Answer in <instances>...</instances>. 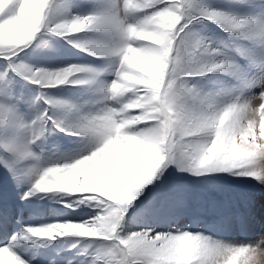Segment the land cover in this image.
I'll list each match as a JSON object with an SVG mask.
<instances>
[{"label": "snow or ice", "instance_id": "6c2138e0", "mask_svg": "<svg viewBox=\"0 0 264 264\" xmlns=\"http://www.w3.org/2000/svg\"><path fill=\"white\" fill-rule=\"evenodd\" d=\"M14 2L12 14L0 19V56H17L44 28L61 37L105 32L107 41L77 46L92 55L117 58L115 77L106 88L116 104L71 125L69 134L90 137L95 146L70 163L50 162L33 151L47 130L42 126L23 142L0 143V166L18 183L38 177L22 199L63 191L74 194L77 205L95 209L84 220L24 225L13 242L0 246V264H28L13 250L18 239L65 235L109 242L97 248L90 264H252L251 255L264 246V234H257L262 239L254 245L256 239L240 240L231 233L248 230L255 202L247 196L240 203L206 193L194 197L188 184L171 180V169L204 178V189L210 187L207 181L221 175L264 185V19L203 6L199 0H114L101 10L50 23L51 0H0V13ZM201 18L255 42L259 51L236 45L235 53L248 60L241 66L211 41L186 31ZM85 70L69 64L28 68L24 75L36 85L52 87L82 82L73 77ZM216 72L231 73L237 83L224 93L188 86V78ZM6 76V71L0 73V80ZM8 92L0 85V96ZM11 108L0 100V110ZM38 120H51L66 130L64 120L47 112L31 125ZM162 209L171 216L164 230H124L138 211L155 214ZM258 210L264 217V203ZM185 216L191 220L188 226ZM205 223L211 230L191 226Z\"/></svg>", "mask_w": 264, "mask_h": 264}, {"label": "rangeland", "instance_id": "374dc122", "mask_svg": "<svg viewBox=\"0 0 264 264\" xmlns=\"http://www.w3.org/2000/svg\"><path fill=\"white\" fill-rule=\"evenodd\" d=\"M112 2L114 0H51L49 22L55 23L65 16L84 15L101 10ZM132 2L136 3L138 0ZM199 3L238 16L264 19V0H199ZM16 7V3H12L0 13V19L11 15ZM186 31L194 37L211 41L214 47L227 53L241 66L246 65L248 60L235 53L236 45L245 46L250 53L259 51L255 42L236 37L202 18L193 21ZM108 39L109 35L101 31L61 37L44 28L17 56L11 58L0 56V73L7 72V76L0 80V85H6L9 90L6 97L0 96V100L12 106L10 111L0 110V143L23 142L31 138L34 131L42 126L47 130L36 140L33 151L44 160L70 163L87 154L95 146L91 138L69 134V130L71 125L83 116L94 113L106 105L115 106L116 101L108 98L106 88L115 77L118 61L115 57L92 55L77 45ZM69 64L80 65L86 69L73 77V80L82 82L75 83L70 80L57 86L41 87L26 79L24 75L28 68L55 69ZM236 83V78L229 72L188 78L189 87L212 93L227 92ZM44 112L56 120H64L66 130L61 131L51 120L46 123L38 120L36 125L32 126L31 122ZM0 152H3L2 147ZM5 155L11 157L12 154ZM36 178H38L36 175H31L18 183L6 168L0 166V246L13 242V237L22 231L24 225H42L57 220L78 221L94 214L93 207L77 205L75 195L63 191L37 193L27 200L22 199L23 193ZM171 180L188 184L194 197L206 193L218 199L225 198L240 203L238 197L247 196L258 207L264 203V185L258 184L252 178L221 175L207 181L210 187L204 189L201 187L205 183L204 178L192 177L172 168ZM69 204L72 206H67ZM182 219L186 226L191 223L188 216ZM170 222L171 216L167 209L155 214L138 211L131 221L124 225V230L149 226L156 227L159 231L167 228ZM191 226L198 230H211V225L207 223L202 226L197 224ZM243 239L251 240L247 237L240 240ZM260 239L262 238L255 241L258 242ZM256 242L252 241L254 245ZM102 243L109 242L75 235L57 236L56 239L31 237L16 240L13 243V250L28 264H81V262L90 264L95 251ZM263 251L261 248L259 252L251 255L252 264H255Z\"/></svg>", "mask_w": 264, "mask_h": 264}, {"label": "bare ground", "instance_id": "6f19581e", "mask_svg": "<svg viewBox=\"0 0 264 264\" xmlns=\"http://www.w3.org/2000/svg\"><path fill=\"white\" fill-rule=\"evenodd\" d=\"M240 197H238V198L240 199ZM256 207H257V211L250 218L248 230L244 233H241V232H239V230L233 229L231 236L236 235L237 237L235 236V238H238V239H241L242 237L243 238L247 237L251 240L256 239V241L258 238H262V237L257 236V234H264V217H262L261 213L259 212L258 205ZM256 241H254V242H256ZM262 249L264 250V246H262ZM255 264H264V251L262 252V254L260 253V258H258L255 261Z\"/></svg>", "mask_w": 264, "mask_h": 264}]
</instances>
